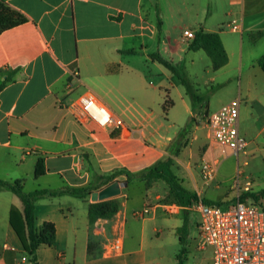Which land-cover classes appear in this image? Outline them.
Instances as JSON below:
<instances>
[{
	"label": "crops",
	"instance_id": "obj_1",
	"mask_svg": "<svg viewBox=\"0 0 264 264\" xmlns=\"http://www.w3.org/2000/svg\"><path fill=\"white\" fill-rule=\"evenodd\" d=\"M6 1L29 21L0 34V83L12 77L0 93V180L21 181L26 193L96 192L112 184L107 178L116 172L139 174L171 160L182 185L205 203L236 201L216 194L225 177L222 168L235 165L237 156L212 144L207 120L239 98L240 133L248 142L244 155L264 156V70L259 65L264 0ZM234 19L240 32L229 26ZM200 29L222 40L228 62L218 70L205 51H189L192 40L183 38L186 30ZM156 52L184 64L190 75L204 76L202 85L218 84L206 124L179 80L151 60ZM222 93L226 97L214 105ZM84 95L96 98L123 125L101 127L80 117L75 104ZM39 159L46 173L37 178ZM205 161L218 163L209 186L201 174ZM125 180L119 175L113 182ZM133 186L141 188L138 200H130ZM169 191L163 180L147 188L134 179L113 198L121 201L120 211L94 224L91 197L89 202L69 195L38 200L36 226L54 224L56 240L38 249L37 264H149L150 256L166 247L178 259L184 207ZM249 199L245 202H254ZM23 209L16 194L0 187V264H34L10 221L13 210ZM194 212L200 232L201 217ZM195 232L189 221L187 254L197 251ZM116 239L122 240L123 252L109 255L105 248Z\"/></svg>",
	"mask_w": 264,
	"mask_h": 264
},
{
	"label": "trees",
	"instance_id": "obj_2",
	"mask_svg": "<svg viewBox=\"0 0 264 264\" xmlns=\"http://www.w3.org/2000/svg\"><path fill=\"white\" fill-rule=\"evenodd\" d=\"M29 21L28 17L17 9L12 8L6 0H0V34L3 32L23 25ZM161 29V23L159 25ZM189 51H205L212 60L213 69L218 70L228 62V56L225 51L222 40L218 34L206 33L203 29L196 32L195 38L189 44ZM128 53H134L133 50ZM152 61L165 67L179 82L185 87L187 95L192 100L194 112L200 116L209 115V98H206L204 94L200 93V90L195 87L196 84L192 83L189 78L187 69L184 64L175 63L169 59H166L159 52L149 55ZM259 65L264 70V57L260 59ZM12 77H8L4 82L0 83V93L4 90L7 83ZM214 89V88H213ZM192 121H195L192 119ZM173 162L171 160L164 161L156 164L153 167L148 168L146 171L139 174H132L127 171H120L110 175L107 178L108 183H113L114 179L119 175L126 176V182L128 185L134 179L140 178L147 188L159 180H163L169 186V197L177 204L191 205L194 201L199 200V196L187 190L181 180L175 175L172 170ZM46 173L45 162L43 159H39L35 176L37 178L43 176ZM0 187L9 190L16 194L24 205L23 212L13 210L11 213L10 221L20 237L26 252L31 257V262L37 264V251L41 246H52L56 240V230L52 223H46L43 228L36 226V202L45 197H55L69 195L89 202L93 190L90 188H69L63 191L51 192L48 190H36L32 193H26L23 189L21 181L9 183L0 180ZM261 197L264 194H260ZM258 194L246 193L242 196V201L252 198L255 203H258ZM217 205L221 206L220 203ZM122 203L118 199H110L105 201L91 202L89 203V219L90 223L94 224L100 219H111L121 209ZM189 232V217L185 216L184 224L179 230L180 240L183 245L182 253H186V239ZM182 261H179L181 264Z\"/></svg>",
	"mask_w": 264,
	"mask_h": 264
},
{
	"label": "built area",
	"instance_id": "obj_3",
	"mask_svg": "<svg viewBox=\"0 0 264 264\" xmlns=\"http://www.w3.org/2000/svg\"><path fill=\"white\" fill-rule=\"evenodd\" d=\"M234 32L242 30L238 20L229 24ZM193 31L186 30L183 38H195ZM241 100L234 99L208 117L207 125L212 144L221 153H234L237 158L246 153L248 142L239 128ZM75 108L82 118H89L101 127H120L122 120L114 117L110 110L91 95L81 96ZM218 172L217 161H205L201 165L203 184L211 185ZM239 185V181H236ZM251 182H247L244 192H238L235 202L227 209L204 200L196 201L192 208L200 214V234L204 247L212 249V264H264V209L258 203H246L242 196L251 193ZM110 251L120 254L123 250L121 239L110 243ZM22 261L26 262L27 258Z\"/></svg>",
	"mask_w": 264,
	"mask_h": 264
},
{
	"label": "rangeland",
	"instance_id": "obj_4",
	"mask_svg": "<svg viewBox=\"0 0 264 264\" xmlns=\"http://www.w3.org/2000/svg\"><path fill=\"white\" fill-rule=\"evenodd\" d=\"M200 68V67H199ZM199 72L200 71H196ZM213 72V71H212ZM213 74V73H212ZM189 78L191 79L192 83L196 84L195 87L200 90V93L204 95H209L208 98H211L219 89L218 84H214L212 86H204L202 82L205 81L204 76H193L190 75L188 72ZM200 75V74H199ZM207 77H210L209 74H206ZM214 88V89H213ZM207 97V96H206ZM226 97V94H220L215 96L213 100V104H217L221 99ZM213 111V109H211ZM200 120L202 123L206 124V118L204 115H200ZM217 148V147H216ZM218 149V148H217ZM219 150V149H218ZM235 165H225L222 168L224 171V179L221 180L219 185L221 186L219 191L216 193L217 195H225L228 194V197H236L238 192L243 193L245 184L247 182H251V193L258 194V205L264 209V196L261 198L260 194H264V156L255 157L251 159L248 155H244L243 153L240 155L239 159H234ZM247 162V163H246ZM239 181V185L236 183ZM141 192V188L137 186L130 187L128 190L130 200H138L139 195ZM74 200V199H72ZM250 201L253 199L250 198ZM254 201V200H253ZM230 201L221 202L220 205L223 209H227L229 207ZM183 206L182 211V219L185 216L189 217L190 224H192L193 228L196 229L195 232V239H196V248L197 251L194 254H187L182 253L183 245L180 246L179 251L177 252L178 259L176 258L175 254H172V251L166 247L161 253L153 254L150 256L149 264H179L181 260V264H212L213 256H212V249L209 247H204L201 234L197 229V221L199 220L198 214L194 212V209L191 205H181ZM132 241L128 239V245H131ZM100 247V243L97 245ZM130 248V247H129ZM110 242L107 244L105 248L106 253L109 255H116L110 251ZM102 251V247H101ZM104 252V250H103ZM123 250L120 252L122 253ZM156 258H160L158 260H154Z\"/></svg>",
	"mask_w": 264,
	"mask_h": 264
},
{
	"label": "water",
	"instance_id": "obj_5",
	"mask_svg": "<svg viewBox=\"0 0 264 264\" xmlns=\"http://www.w3.org/2000/svg\"><path fill=\"white\" fill-rule=\"evenodd\" d=\"M127 187H128V182L126 181L113 182L112 184L106 186L105 188L99 191L93 192L91 194V200L93 202H98V201H105V200L113 199L119 196L122 193V190Z\"/></svg>",
	"mask_w": 264,
	"mask_h": 264
}]
</instances>
